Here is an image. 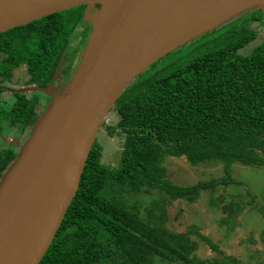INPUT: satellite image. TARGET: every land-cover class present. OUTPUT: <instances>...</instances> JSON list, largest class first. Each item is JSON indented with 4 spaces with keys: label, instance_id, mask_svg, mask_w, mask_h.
<instances>
[{
    "label": "trees",
    "instance_id": "1",
    "mask_svg": "<svg viewBox=\"0 0 264 264\" xmlns=\"http://www.w3.org/2000/svg\"><path fill=\"white\" fill-rule=\"evenodd\" d=\"M83 8L72 21L62 12L0 34V85L25 67L27 84L46 88L78 36ZM223 28L198 39L195 57L181 66L165 63L167 55L127 87L115 105L118 121L108 128L124 137L118 165L101 164L94 144L40 264H249L225 255L196 227L177 232L164 218L175 202L194 205L236 184L233 165L264 168V12ZM37 103L0 89V178L41 115ZM169 158L193 167L220 162L224 176L179 186L168 179ZM260 237L264 246V230ZM200 242L218 257L199 258Z\"/></svg>",
    "mask_w": 264,
    "mask_h": 264
},
{
    "label": "water",
    "instance_id": "2",
    "mask_svg": "<svg viewBox=\"0 0 264 264\" xmlns=\"http://www.w3.org/2000/svg\"><path fill=\"white\" fill-rule=\"evenodd\" d=\"M79 7L92 33L68 82L54 88L58 65L49 87L11 91L45 94L50 103L0 178V264H40L127 87L183 46L264 12V0H0V34Z\"/></svg>",
    "mask_w": 264,
    "mask_h": 264
},
{
    "label": "rangeland",
    "instance_id": "3",
    "mask_svg": "<svg viewBox=\"0 0 264 264\" xmlns=\"http://www.w3.org/2000/svg\"><path fill=\"white\" fill-rule=\"evenodd\" d=\"M76 10L65 12V18L72 21L77 17ZM83 11L84 8L78 23V36L76 35L72 40L73 44L69 46L66 55V69H72L78 64L92 33L91 21L84 22ZM198 44L197 40L193 41L169 54L165 63L168 65L177 63V66H181L182 63L195 57L196 53L193 52V49ZM27 79L25 67L14 71L11 84L13 87L9 86L10 89L14 88V85H17L16 88L22 87ZM31 95L35 96L43 107L50 103V98L41 93H32ZM42 114L43 112H41ZM117 121L118 118L115 114H111L96 141V144L101 147V164L112 169L118 165L124 138L117 134L108 135V128L114 126ZM7 139L12 141L11 137ZM24 140L20 144L26 141ZM178 161L185 163L181 159ZM223 168L224 166L220 162L206 163L188 171L179 167L174 161L167 164L168 179L179 186H189L198 181L223 177ZM231 176L236 184H232L225 190L219 189L214 197L203 194L197 204L175 202L172 207H167L164 217L166 225L177 232H184L189 227H196L202 235L217 244L225 255L234 256L249 264L257 262L264 264V246L260 237L264 230V218L259 213V210L264 211V168L243 167L235 164L232 166ZM233 204L241 207L238 213L231 210ZM253 206L255 210H252ZM225 220H228L229 223L223 222ZM197 256L204 260L218 257L201 242Z\"/></svg>",
    "mask_w": 264,
    "mask_h": 264
},
{
    "label": "flooded vegetation",
    "instance_id": "4",
    "mask_svg": "<svg viewBox=\"0 0 264 264\" xmlns=\"http://www.w3.org/2000/svg\"><path fill=\"white\" fill-rule=\"evenodd\" d=\"M76 66V65H75ZM75 66L72 67V69H66V59H63L61 62H60V73H59V78L58 80L54 83V88L57 90L59 89L61 86L65 85L67 82H68V79L70 77V74L72 73V71L74 70ZM27 81V80H26ZM51 83V82H50ZM12 83L10 84H3V85H0V89L3 90L4 92H7L8 94H13V92H11L12 90H16L18 88L17 85H14V88L10 89L9 86L13 87V85H11ZM35 84L33 85H28L27 82H24L23 86L22 87H30V86H34ZM37 86V85H36ZM50 84L47 86L49 87ZM46 87V88H47ZM42 88V87H41ZM15 93V92H14ZM35 93V92H34ZM29 95H31L32 93H27ZM45 95V94H43ZM47 97H49L48 95H45ZM50 98V97H49ZM38 105V111L39 113L41 114V112H44V108L38 101L37 103ZM26 133L24 135H22L21 139H20V142L22 140H24L26 138Z\"/></svg>",
    "mask_w": 264,
    "mask_h": 264
}]
</instances>
